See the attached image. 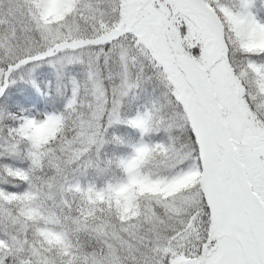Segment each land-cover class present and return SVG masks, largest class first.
<instances>
[{
    "label": "snow or ice",
    "instance_id": "snow-or-ice-1",
    "mask_svg": "<svg viewBox=\"0 0 264 264\" xmlns=\"http://www.w3.org/2000/svg\"><path fill=\"white\" fill-rule=\"evenodd\" d=\"M0 264H264V0H0Z\"/></svg>",
    "mask_w": 264,
    "mask_h": 264
}]
</instances>
